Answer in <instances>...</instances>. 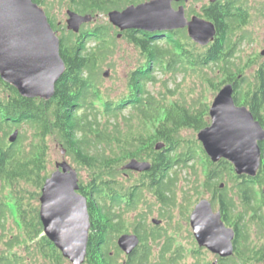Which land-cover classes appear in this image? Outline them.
I'll return each mask as SVG.
<instances>
[{"label":"trees","instance_id":"16d2710c","mask_svg":"<svg viewBox=\"0 0 264 264\" xmlns=\"http://www.w3.org/2000/svg\"><path fill=\"white\" fill-rule=\"evenodd\" d=\"M32 1L42 4V0ZM54 1L95 18L146 0ZM200 17L216 28L214 40L205 47L195 44L185 29L123 31L121 36L132 44L140 60L117 92L105 85L102 74L119 32L109 22L88 28L82 25L78 33L61 28L59 54L65 71L51 99L22 97L0 78V194L5 193L0 196V231L5 233L12 218L17 232L5 241L7 251L24 242L27 258L38 253L50 264L64 259L41 235L38 211L31 204L49 175L50 144H56L88 174L89 181L80 182L78 189L87 198L91 224L86 264H116L120 250L113 239L126 230L125 214L138 209L143 190L155 195L160 216L168 215L176 207V169L192 168L188 163L194 164L198 154H203L205 164L202 186L211 192L212 206L216 205L226 226L235 231L234 255L217 258L216 264L264 263V142L259 144L261 167L253 178L237 176L225 160L212 163L195 140L181 137L185 128L198 132L207 125L206 109L169 102L174 92L167 86L176 82L178 74H201L216 91L230 82L236 105L246 106L264 127V58L255 57L250 59L252 64L241 66V47L247 39L241 33L248 20L241 1L216 0L203 7ZM48 21L56 32L57 23L50 17ZM247 69H252L249 75L245 74ZM159 75L165 90L154 93L149 85H156ZM15 130L17 138L9 143L8 137ZM157 142L165 147L154 151ZM131 158L149 161L151 168L129 184L121 176L132 177L133 173L120 167ZM149 212L150 205H146V211L134 217L132 232L140 244L122 264H181L186 247L167 226L147 225ZM192 244L188 254L198 256L205 251ZM7 251H1L0 264L23 263L24 257Z\"/></svg>","mask_w":264,"mask_h":264},{"label":"water","instance_id":"95a60500","mask_svg":"<svg viewBox=\"0 0 264 264\" xmlns=\"http://www.w3.org/2000/svg\"><path fill=\"white\" fill-rule=\"evenodd\" d=\"M189 0H148L107 13L108 22L119 32L126 30L147 33L185 29L187 36L201 47L216 36L215 25L200 16H185L182 4ZM214 3L216 0H209ZM66 30L78 33L81 26L91 22V15L66 11ZM264 57V49L260 52ZM65 71L59 54V38L48 21L44 9L32 0H0V78L25 98L49 100L55 84ZM107 75V72L104 74ZM232 83L225 84L216 94L208 111L210 124L197 132L205 155L212 163L229 162L237 176L255 177L261 167L264 127L244 105H236ZM15 130L8 137L14 143ZM165 147L155 144V150ZM64 155L65 151L61 150ZM64 157V156H63ZM149 161L128 160L121 169L137 173L148 172ZM223 187V184L220 185ZM76 170L65 160L44 180L39 196V220L45 236L72 264H83L87 256L90 217L87 198L78 192ZM264 196V188L262 189ZM154 226L161 220L153 218ZM189 225L198 247L218 258L234 255L235 231L226 226L220 211L212 209L207 199L199 200L189 215ZM140 244L135 233L122 234L117 248L129 256Z\"/></svg>","mask_w":264,"mask_h":264},{"label":"rangeland","instance_id":"374dc122","mask_svg":"<svg viewBox=\"0 0 264 264\" xmlns=\"http://www.w3.org/2000/svg\"><path fill=\"white\" fill-rule=\"evenodd\" d=\"M148 1V0H146ZM242 2L243 7L247 9L248 20L245 26H243L242 35L246 36V40L243 41V45L241 47L240 55L243 56L241 66L246 64H252L250 59L253 61L255 57L258 60V56H260V52L264 49V0H239ZM42 4L40 6L44 9L46 15L50 17L52 21L57 23L56 33L58 36L61 35L62 29L66 30V4L60 5V3L54 0H42ZM51 3V4H49ZM184 6L185 16L187 19H190L191 16L197 15L200 16L201 10L203 7L212 4L209 0H189L187 3H179ZM172 6L174 9H177V4L173 3ZM104 22H108V17L103 15H97L95 18L91 20V22L84 24V28H88L92 25H101ZM117 29V28H116ZM118 30V29H117ZM119 31V30H118ZM122 32H116L118 34L115 36V42L113 43L114 52L112 55L106 60L105 65L102 67V74L104 76L105 85L111 87L114 91H120L125 84L127 73L133 69L140 60V57L137 51L134 49L132 44H130L125 38L121 35ZM93 45L92 42H89V46ZM256 60V61H257ZM107 72V75H104ZM252 72V69L246 71V75H249ZM159 82L156 85H149L150 91L154 93H160L165 90L161 84V75H159ZM230 83V82H228ZM178 84V86H177ZM227 84V83H225ZM221 85L219 89L213 90L209 87L208 81L205 83L201 74H178L176 76V82L170 81L167 84L168 88L171 89L174 94L173 97H169V102H181L189 106H197V108L202 107V109H206V123L208 126L210 124V118L208 115L209 108L211 103L213 102L217 92L225 85ZM205 126V127H206ZM204 128V127H203ZM14 132V131H13ZM12 132V133H13ZM181 137L187 140H195L197 144L201 147V143L197 139V132L193 131L191 128H185L181 132ZM62 148H60L56 144H50V150L48 152V172L49 175L55 169V164L57 162H61L65 159L77 172L78 183H85L89 181L88 174L84 169L78 168L74 163L71 162L70 158H68L65 154H61ZM153 150H155V145L153 146ZM203 150V148H202ZM204 151V150H203ZM198 158L196 159L194 164L188 163L189 166L193 165L192 168H181L178 167L176 169V175L174 174V193L176 195V207L166 216H160L159 212V203L157 202L155 195L152 192H148L146 189L143 190V201L140 203L138 209L134 212H130L125 214V227L122 234H129L132 232V223L134 222V217L140 212L146 211V205H150V212L146 215V223L147 225L153 226L151 220L156 218L161 220V226H167L170 231L172 230L175 233L176 241L181 243V245L185 246L187 249V255L185 258H182L181 264H194L198 262L199 264H216L218 256L211 254L205 248V251L201 252L198 256L190 255L189 249L193 247L192 242L195 243V247L198 248L194 237L192 235V231L189 225V215L195 206V204L201 199H207L211 202L212 195L211 192L206 190L202 186L203 177L202 174L205 170V164L203 162V154H198ZM64 156V157H63ZM132 159V158H131ZM130 160V159H128ZM127 160V161H128ZM125 161V163L127 162ZM146 161V160H141ZM124 163V164H125ZM123 164V165H124ZM122 165V166H123ZM194 167V168H193ZM121 168V167H120ZM198 173V176L195 175ZM131 172L132 177H123L121 178L125 181L128 180L130 184L136 177H138L137 172ZM48 175V176H49ZM47 176V177H48ZM134 177V178H133ZM130 178V179H128ZM132 179V180H131ZM225 182V181H224ZM32 189V188H31ZM262 192V191H261ZM4 194H0L1 198H3ZM40 196V195H39ZM39 196L37 199L31 200V204L37 208L39 211ZM146 204V205H145ZM214 211H218L216 205L212 206ZM12 218H9L7 221V229L3 234L0 231V253L1 251L6 252L7 247L5 245V241H7L12 235L17 234L12 225ZM3 234V235H2ZM43 234V232H42ZM118 235L113 239L115 245L116 240L120 236ZM39 238V237H38ZM24 242L20 245L16 244L11 247V251H7L8 254L17 253V255L24 257L22 264H50V262L44 259L41 254L36 253L35 257L27 258L26 256V248L24 246ZM117 247V245H116ZM6 248V249H5ZM5 249V250H4ZM113 254V253H112ZM193 256L197 257L194 259ZM125 254L120 251L118 256H116V264H122L125 260ZM57 264H72L67 259H63ZM83 264H86L85 262ZM264 264V263H263Z\"/></svg>","mask_w":264,"mask_h":264},{"label":"flooded vegetation","instance_id":"af4514ba","mask_svg":"<svg viewBox=\"0 0 264 264\" xmlns=\"http://www.w3.org/2000/svg\"><path fill=\"white\" fill-rule=\"evenodd\" d=\"M178 6L180 5L179 3H176ZM38 219H39V215H38ZM40 221V220H39ZM41 235H43V234H41Z\"/></svg>","mask_w":264,"mask_h":264}]
</instances>
